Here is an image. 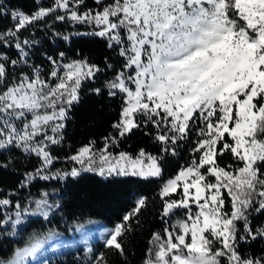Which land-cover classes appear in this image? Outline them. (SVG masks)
I'll use <instances>...</instances> for the list:
<instances>
[{
    "label": "snow or ice",
    "instance_id": "6c2138e0",
    "mask_svg": "<svg viewBox=\"0 0 264 264\" xmlns=\"http://www.w3.org/2000/svg\"><path fill=\"white\" fill-rule=\"evenodd\" d=\"M35 2L30 14L22 9L9 13L0 0V19L12 21L0 29V46L16 50L15 59L0 53V150L18 149L40 161L21 186L37 177L62 178L60 173L48 175L56 159L50 148L62 143L83 82L111 69L115 74L104 88L109 98L121 100L119 119L102 148L90 141L68 157L79 168L65 175L95 172L106 178L162 181L165 227L152 233L143 264H264V249L259 255L239 251L241 244H264V224L253 228L249 219L252 211L264 215V0H93L94 7H86V0H52L48 7ZM49 17L91 27V35L118 58L119 71L107 58L104 68L86 60L63 63L61 52L59 60L47 56L51 68L45 78L40 67L29 63L27 49L34 41L20 33ZM91 91L104 94L101 88ZM142 128L159 144V155L144 149L136 156L110 151ZM193 133L190 161L163 181L165 158L176 156ZM225 155L234 163L221 166L218 158ZM7 167L0 164V169ZM34 203V212L16 205L13 227L26 214L48 221L60 208L46 195ZM10 204L0 199V205ZM146 207L147 199L139 198L105 235L102 248L125 256L123 238ZM178 210L180 217L169 223ZM56 235L50 231L32 237L0 264H26ZM87 264L109 261L100 251Z\"/></svg>",
    "mask_w": 264,
    "mask_h": 264
},
{
    "label": "trees",
    "instance_id": "16d2710c",
    "mask_svg": "<svg viewBox=\"0 0 264 264\" xmlns=\"http://www.w3.org/2000/svg\"><path fill=\"white\" fill-rule=\"evenodd\" d=\"M5 8L10 13L13 9H22L25 13L36 10L35 0H2ZM43 7L52 4V0H40ZM86 7H94L93 0H86ZM47 25H51L48 27ZM12 26L9 19H0V29ZM59 32L60 36L53 35ZM93 29L88 25H73L55 22L49 17L46 21L29 26L22 30L21 38H27L34 43L27 49L29 63L41 68L42 74L47 78L51 65L47 56L59 60V54L64 53L63 63L73 60H86L90 64L104 68L105 58L119 71L118 58L106 47L104 41L91 35ZM68 35L69 39H62ZM0 53L16 58L14 47L0 46ZM30 71V70H29ZM115 72L106 69L98 74L95 81H84L80 89V102L74 105L68 114L63 130V141L52 146L50 153L56 159L47 171H68L74 164L68 159L80 147L95 142V148L103 147V138L113 132L111 125L119 119L121 100L119 97L109 98L104 84L114 76ZM93 88H101L103 95H94ZM152 132L151 127L147 129ZM144 129L134 130L133 133L121 140L118 147L110 151L118 154L123 151L131 156H136L140 149L152 155H159V144L154 143L151 136L144 134ZM190 137L187 142H182L177 149V155H168L164 161L163 177L174 176L182 165L190 161V149L194 147ZM221 166L234 163L229 155L218 158ZM0 164H7V169H0V199H9L12 205H21L35 210V201L46 195L49 203L60 205V208L50 213L48 221L33 214L22 216L21 223L13 227L16 213L8 218L0 213V251L6 253L13 251L17 244L29 237H39L50 231L57 233L53 238L60 242L69 235L88 229L92 225H102L107 233L112 231L117 224L122 223L123 217L132 212L136 201L144 197L147 207L142 210L139 218H133L132 230L123 238L126 255L114 256L110 251L102 248L103 239L93 240L89 246L60 247L56 251L41 256L52 255L48 264H87L92 254L105 251L109 264H143L149 248V240L153 232L163 231L164 222L160 217L161 200L159 197L161 180H137L132 178L102 177L95 172H81L78 177L63 175L62 178L41 180L33 179L27 186L22 187L21 181L25 174L34 172L39 167L40 161L34 155H28L18 149L0 150ZM17 209V208H16ZM181 213L171 217L172 221L179 218ZM253 228L264 224V215L252 211L249 217ZM242 228L243 225L241 224ZM106 235V234H105ZM48 243V241H47ZM46 243V244H47ZM45 244V245H46ZM264 249L260 241L241 244L239 251L242 254L259 255ZM12 254V253H11ZM10 254V255H11ZM58 254V255H57ZM9 255V256H10ZM8 256V257H9ZM3 258L0 257V260ZM7 259V257H6ZM40 259V258H39ZM33 261L28 264H33Z\"/></svg>",
    "mask_w": 264,
    "mask_h": 264
},
{
    "label": "rangeland",
    "instance_id": "374dc122",
    "mask_svg": "<svg viewBox=\"0 0 264 264\" xmlns=\"http://www.w3.org/2000/svg\"><path fill=\"white\" fill-rule=\"evenodd\" d=\"M73 61H77V60H73ZM76 153H77V151L74 154H76ZM74 154H72V155H74ZM73 164H74V166L72 168H74V167L79 168V165L75 164L74 162H73ZM99 164H100V161L98 160L96 162L95 166L98 167ZM72 168L68 171H58V172L47 171V172H48V175H50V176H55L56 173H60L61 177H62L66 173H70ZM169 178L170 177H167L163 181H166ZM16 211H17V209H16L15 205H12V204L7 205V206L0 205V213L4 216V218H8L11 214H15ZM177 212H178V214L181 213L179 210ZM105 234H107V229H105L104 226L99 225V224L98 225L94 224L88 229H84V230L78 231V233H76L74 235L72 234V235H69L67 237H64V239L61 242L59 240L52 238V239L48 240V243L46 245H44V248L41 250L40 253L37 254L36 257L28 258V261H26V264L31 263L33 261H36L33 264H45V261H47V264H48V263H50L53 256L50 255V256H46L44 258H41V256L46 255V254H50L51 252L56 251L60 247H69V246L70 247H79V246L87 247L90 245L91 242H93V240L103 239ZM31 239H32V237H29V238L23 240L22 242H20V244H17V246L14 247L12 252H11V250L7 251L6 253L0 251V257L3 258V260L1 259L0 262H6V261L10 260L14 256L16 250L19 248L25 247L30 242ZM53 249H55V250H53ZM6 257H7V259H6Z\"/></svg>",
    "mask_w": 264,
    "mask_h": 264
}]
</instances>
